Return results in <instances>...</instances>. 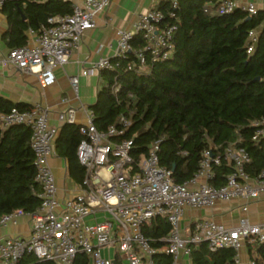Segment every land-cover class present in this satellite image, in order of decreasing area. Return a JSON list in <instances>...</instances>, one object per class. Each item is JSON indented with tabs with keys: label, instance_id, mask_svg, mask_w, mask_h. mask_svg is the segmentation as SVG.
<instances>
[{
	"label": "built area",
	"instance_id": "obj_1",
	"mask_svg": "<svg viewBox=\"0 0 264 264\" xmlns=\"http://www.w3.org/2000/svg\"><path fill=\"white\" fill-rule=\"evenodd\" d=\"M63 1L71 3L72 13L48 18L47 24L34 32V42L12 48L0 58L1 67L12 66L19 71L33 73L43 87L55 83V68L69 62L72 51L81 44L83 33L95 26L96 17L111 2ZM2 2L0 0V7ZM171 2L176 7L177 1ZM238 7L250 14L258 10L253 2L240 5L234 0H223L218 11L230 13ZM169 15L174 16V13L169 12ZM163 19V12L153 6L138 16L132 29L118 30L113 57H124L133 51L142 68L147 62L146 52L150 54L151 62L170 57L175 48L176 26L167 25ZM136 35L143 39L144 46L133 50L131 41ZM249 38L251 43L247 52L251 53L257 41L256 30L250 32ZM110 58L98 57L89 62L81 74L90 76L103 69H112ZM69 79L77 94L78 76ZM118 90L119 85L116 84L114 91ZM75 112L73 107L58 112V122L61 125L75 123ZM0 124L3 128L12 124L31 127L35 180L41 186V203L34 212L15 211L0 218V227L15 225L23 216L28 217L31 223L28 235L0 236V264H17L26 253L53 264H74L80 254L87 255L90 264H153V255L158 250L151 246L143 227L156 216L166 218L171 226L164 238L167 245L159 250L171 255V264H192V249L201 242H206L211 251L232 247L236 251L233 264H241L239 250L245 242L264 244V223H251L245 217L239 219L235 226L203 219L193 225L189 234L182 233L180 223L188 208L211 207L217 202L236 198L248 201L264 193V179L253 178L246 172L245 164L250 161V156L236 147L235 142L217 153L205 149L194 176L184 183H175L171 171L159 164L158 142L150 144L139 170L132 173L129 165L132 142L112 140V137L123 133L129 122L121 117L119 126L112 125L106 131H98L93 124V114L89 112L87 123L80 128L84 138L76 150L77 159L85 168L81 192L60 200L56 178L49 164L55 153L58 127L49 124L47 109L40 105L29 111L13 108L11 112L0 115ZM253 125L252 139L263 138L264 117ZM222 162L231 165V172L220 186L210 184L209 180L215 176L214 166ZM98 208L108 216L101 222L87 224L85 217L95 214ZM242 209L246 210L247 206ZM182 256L187 257L186 262L182 261Z\"/></svg>",
	"mask_w": 264,
	"mask_h": 264
},
{
	"label": "trees",
	"instance_id": "obj_2",
	"mask_svg": "<svg viewBox=\"0 0 264 264\" xmlns=\"http://www.w3.org/2000/svg\"><path fill=\"white\" fill-rule=\"evenodd\" d=\"M176 1V7L171 0H160L155 6L163 12L164 23L176 26L172 55L151 62L146 52L144 68L133 51L124 57H111L113 67L100 71L102 84L96 101L89 106L93 124L98 131H106L112 125L119 126L121 117L126 118L128 126L112 140L132 142V173L139 170L150 144L158 142L159 164L181 184L198 171L205 149L217 153L235 142L250 156L246 172L264 179V137L252 139L253 123L264 117V10L250 14L238 7L222 14L218 7L223 0ZM0 10L8 24L2 39L12 49L27 44L28 29L38 31L48 18L70 14L73 7L63 0H3ZM258 29L253 51L248 53L249 34ZM131 43L133 50L144 46L140 35ZM130 64H134L131 69ZM116 84L118 91H114ZM13 108L29 111L33 106L0 95V115ZM81 126L62 124L54 151L67 161L69 176L82 185L85 168L76 155L84 138ZM31 134V127L25 124L7 128L0 124V218L15 211L32 213L41 203ZM231 170L226 162L214 166L211 184H223ZM170 229L161 216L143 227L151 246L158 250L153 264L172 262L171 255L159 251L167 245L164 238ZM259 248L264 257V244ZM235 254L232 247L211 251L201 242L193 247L191 258L193 264H233ZM17 264L53 263L26 253ZM74 264H90V260L80 254Z\"/></svg>",
	"mask_w": 264,
	"mask_h": 264
},
{
	"label": "crops",
	"instance_id": "obj_3",
	"mask_svg": "<svg viewBox=\"0 0 264 264\" xmlns=\"http://www.w3.org/2000/svg\"><path fill=\"white\" fill-rule=\"evenodd\" d=\"M160 0H111L107 9L96 17L95 26L87 29L82 36V41L77 50L72 51L69 62L55 68L56 81L53 85L43 87L33 73H25L12 66H0V95L12 102H23L33 106L40 105L48 111V121L52 126L61 124L57 120V113L70 107L76 109L75 123L85 124L88 120L89 106L97 98L102 84L100 72L90 76H83L81 71L89 62L95 61L100 56L113 57L116 48V33L120 29H132L133 24L141 13L157 6ZM237 4L244 5L253 2L260 10H264V0H234ZM8 24L5 15L0 10V58L6 56L10 50L2 39V34L7 30ZM33 31V32H31ZM34 30L26 31L27 43L34 42ZM259 33V29L256 30ZM78 76V92L73 91L70 77ZM58 134L56 138L58 137ZM49 164L53 170L58 187L60 200L71 198L81 192V184L69 176L67 161L54 153ZM209 183L211 184L210 180ZM246 205L247 209L242 207ZM108 216L103 209L98 208L95 214L85 217L87 224L101 222ZM247 218L251 223H264V193L256 199H232L220 201L211 207L185 210L181 220L182 233L189 234L197 221L212 219L228 226H235L239 219ZM31 223L28 217H20L18 223L0 227V236L28 235ZM261 244L245 242L239 250L241 264H263ZM186 262L187 257L182 256ZM192 262V258L190 256ZM119 264H126L121 262ZM193 264V263H192Z\"/></svg>",
	"mask_w": 264,
	"mask_h": 264
},
{
	"label": "water",
	"instance_id": "obj_4",
	"mask_svg": "<svg viewBox=\"0 0 264 264\" xmlns=\"http://www.w3.org/2000/svg\"><path fill=\"white\" fill-rule=\"evenodd\" d=\"M22 19L24 20V19H25V17H24V16H22ZM257 79H259V77H257Z\"/></svg>",
	"mask_w": 264,
	"mask_h": 264
},
{
	"label": "rangeland",
	"instance_id": "obj_5",
	"mask_svg": "<svg viewBox=\"0 0 264 264\" xmlns=\"http://www.w3.org/2000/svg\"><path fill=\"white\" fill-rule=\"evenodd\" d=\"M127 264V263H126Z\"/></svg>",
	"mask_w": 264,
	"mask_h": 264
}]
</instances>
